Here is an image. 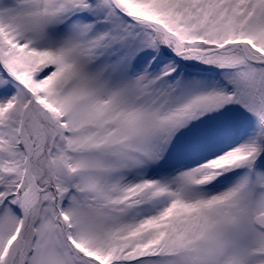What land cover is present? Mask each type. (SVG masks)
Returning <instances> with one entry per match:
<instances>
[{"label": "snow or ice", "instance_id": "1", "mask_svg": "<svg viewBox=\"0 0 264 264\" xmlns=\"http://www.w3.org/2000/svg\"><path fill=\"white\" fill-rule=\"evenodd\" d=\"M0 264H264V0H0Z\"/></svg>", "mask_w": 264, "mask_h": 264}]
</instances>
